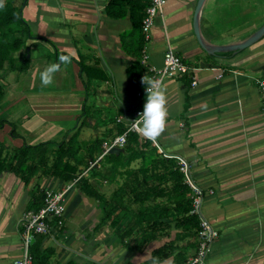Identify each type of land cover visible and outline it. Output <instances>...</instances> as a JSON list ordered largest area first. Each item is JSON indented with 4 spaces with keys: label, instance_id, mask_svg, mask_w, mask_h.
I'll list each match as a JSON object with an SVG mask.
<instances>
[{
    "label": "crops",
    "instance_id": "0c3cea01",
    "mask_svg": "<svg viewBox=\"0 0 264 264\" xmlns=\"http://www.w3.org/2000/svg\"><path fill=\"white\" fill-rule=\"evenodd\" d=\"M15 1L30 38L0 78V264L24 255L23 216L40 208L47 191L68 187L64 226L52 236L36 235L31 244V252L39 245L50 264L189 263L198 234L174 223L145 244L137 228L121 239L115 216H106L118 186L105 180L102 158L79 167L102 201L54 172L59 144L75 135L72 145L87 156L86 147L102 142L104 148L128 127L145 98L137 80L147 71L144 49L149 65L161 69L169 48L195 71L164 81L167 116L155 138L165 153L190 164L205 192L203 213L218 231L206 264H264V107L256 84L264 78V36L243 50L211 51L261 29L264 0H205L197 26L210 53L195 33L199 0H165L149 42L142 21L150 0ZM30 146L37 148L29 149L24 176L14 167ZM156 253L163 258L152 262Z\"/></svg>",
    "mask_w": 264,
    "mask_h": 264
},
{
    "label": "trees",
    "instance_id": "16d2710c",
    "mask_svg": "<svg viewBox=\"0 0 264 264\" xmlns=\"http://www.w3.org/2000/svg\"><path fill=\"white\" fill-rule=\"evenodd\" d=\"M26 24L22 7L15 0L0 3V78L7 63L12 67L17 63L18 60L13 57L14 53L26 47V42L30 38ZM17 33H21V36H15ZM142 75L141 73L137 77L139 82ZM3 98L4 89L0 85V102ZM126 130L127 127L121 129L119 135ZM76 139L74 135L68 142L59 144L54 172L63 181L77 180L88 196L102 201L104 195L90 183L89 179L81 175L79 167L83 165L85 169L89 168L90 162H95L103 156L100 162L105 168L104 176L110 184L118 186L109 198L112 205L108 206L106 216L108 218L115 216L112 223L118 228L122 240L137 228L140 243L145 244L156 239L160 231L173 223L178 228L188 229L195 235L199 234L200 221L197 215L191 214L192 192L184 183V175L176 167L175 161L161 157L151 142L143 141L136 133H129L127 144L119 154L104 155L105 149L101 142L86 147L87 156H81L82 147L72 145ZM35 148L37 147L30 146L23 149L21 159L14 167L16 172L26 175L27 167L31 166L29 149ZM150 148L154 150L157 158L149 156ZM140 157L143 158L141 167L137 171H129L130 164ZM44 196L45 194L40 208ZM130 208L133 210L130 211ZM126 217L128 219L122 223ZM31 253L33 264H50L48 256L41 252L39 245L34 247ZM162 258L156 253L152 262L161 261Z\"/></svg>",
    "mask_w": 264,
    "mask_h": 264
},
{
    "label": "built area",
    "instance_id": "2783aa9c",
    "mask_svg": "<svg viewBox=\"0 0 264 264\" xmlns=\"http://www.w3.org/2000/svg\"><path fill=\"white\" fill-rule=\"evenodd\" d=\"M164 4L165 0H150V4L145 10V16L142 21V32L145 40L148 42L151 40V29L156 19L163 14ZM142 63L147 67V71L140 78V83L144 86L143 92L145 93L142 106L136 111L134 117L130 120L127 130L113 139L111 143L105 145L104 155L109 153V151L115 147L123 149L127 144L129 133H136L143 139V141L151 142L164 158H174L178 161V169L184 175V182L192 192L191 214L197 215L200 221L198 249L188 264H206V260L212 251L213 243L218 238V231L203 213V202L205 198L204 190L194 180L190 164L186 160L182 157L171 156L165 153L155 137L151 139L145 137L138 130V126H134L133 123L137 115L143 110V104L152 91L161 90L166 79L170 77H182L195 71V68L186 64L183 58L177 55L171 48L165 52L163 68L158 69L149 65V55L147 54L146 49L143 51ZM196 84L197 81L194 80L193 85ZM256 84L264 107V78L257 79ZM76 182L77 180H75L73 184H76ZM69 190L70 187L59 191H47L41 208L36 211H29L23 216L24 255L22 259L15 264H33L34 259L30 249L34 237L36 235L52 236L57 229L59 230L64 226L65 209L63 203Z\"/></svg>",
    "mask_w": 264,
    "mask_h": 264
},
{
    "label": "clouds",
    "instance_id": "9594fccd",
    "mask_svg": "<svg viewBox=\"0 0 264 264\" xmlns=\"http://www.w3.org/2000/svg\"><path fill=\"white\" fill-rule=\"evenodd\" d=\"M50 77H45L43 82L48 83ZM165 96L162 90L152 91L143 104V110L134 119V126L147 138L157 136L164 128L167 109Z\"/></svg>",
    "mask_w": 264,
    "mask_h": 264
},
{
    "label": "water",
    "instance_id": "95a60500",
    "mask_svg": "<svg viewBox=\"0 0 264 264\" xmlns=\"http://www.w3.org/2000/svg\"><path fill=\"white\" fill-rule=\"evenodd\" d=\"M205 0H199L197 7H196V11H195V17H194V27H195V33L196 36L198 37L202 47L208 52L209 50L207 49L206 45L202 42L201 38H200V33L198 31V16L200 14V11L202 9V6L204 4ZM264 36V26L259 29L255 34H253L251 37H249L247 40L234 44V45H230V46H226V47H217V46H213L211 48L212 54H216V53H220V52H235V51H239V50H243L246 49L248 47H250L251 45H253L254 43H256L257 41H259L262 37ZM210 48V47H209ZM28 52V57H29V50ZM122 148H112L109 153L110 154H119L120 152H122Z\"/></svg>",
    "mask_w": 264,
    "mask_h": 264
},
{
    "label": "rangeland",
    "instance_id": "374dc122",
    "mask_svg": "<svg viewBox=\"0 0 264 264\" xmlns=\"http://www.w3.org/2000/svg\"><path fill=\"white\" fill-rule=\"evenodd\" d=\"M17 34H19V33H17ZM16 34V35H17ZM15 35V36H16ZM18 36V35H17ZM19 37V36H18ZM92 97H93V94H91V97H90V102L93 100L92 99ZM149 156L151 157V158H157V155L155 154V152H154V150H152V148H150V154H149ZM106 180V179H105ZM114 186V185H113ZM113 186H111V187H113ZM116 187H117V185H115ZM114 193V191L112 192V194Z\"/></svg>",
    "mask_w": 264,
    "mask_h": 264
}]
</instances>
